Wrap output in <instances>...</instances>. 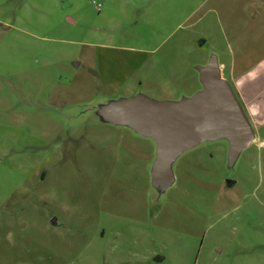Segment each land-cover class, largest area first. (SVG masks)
I'll list each match as a JSON object with an SVG mask.
<instances>
[{
  "label": "rangeland",
  "instance_id": "1",
  "mask_svg": "<svg viewBox=\"0 0 264 264\" xmlns=\"http://www.w3.org/2000/svg\"><path fill=\"white\" fill-rule=\"evenodd\" d=\"M262 32L261 0H0V264H264V146L205 140L158 182L103 116L193 97Z\"/></svg>",
  "mask_w": 264,
  "mask_h": 264
},
{
  "label": "water",
  "instance_id": "2",
  "mask_svg": "<svg viewBox=\"0 0 264 264\" xmlns=\"http://www.w3.org/2000/svg\"><path fill=\"white\" fill-rule=\"evenodd\" d=\"M199 73L203 89L191 98L178 103L131 101L103 115L113 123L138 125V134L154 140L152 174L158 182L170 179L180 154L205 140L227 138L233 157L252 142V126L232 87L221 78L217 59L212 57Z\"/></svg>",
  "mask_w": 264,
  "mask_h": 264
},
{
  "label": "crops",
  "instance_id": "3",
  "mask_svg": "<svg viewBox=\"0 0 264 264\" xmlns=\"http://www.w3.org/2000/svg\"><path fill=\"white\" fill-rule=\"evenodd\" d=\"M249 47L244 44L237 50L229 47L228 63H218V66L221 78L231 83L229 84L249 122L262 125L264 124V43L257 42ZM252 59L254 60L251 62ZM226 76L228 79H226ZM253 142H258L260 147L264 146V140H259L254 131L250 145Z\"/></svg>",
  "mask_w": 264,
  "mask_h": 264
}]
</instances>
